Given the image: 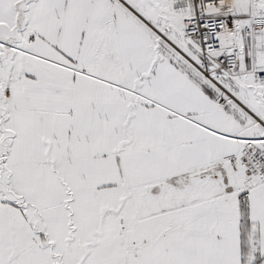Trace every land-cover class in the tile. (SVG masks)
Instances as JSON below:
<instances>
[{
  "label": "snow or ice",
  "instance_id": "6c2138e0",
  "mask_svg": "<svg viewBox=\"0 0 264 264\" xmlns=\"http://www.w3.org/2000/svg\"><path fill=\"white\" fill-rule=\"evenodd\" d=\"M0 264H264V0H0Z\"/></svg>",
  "mask_w": 264,
  "mask_h": 264
}]
</instances>
